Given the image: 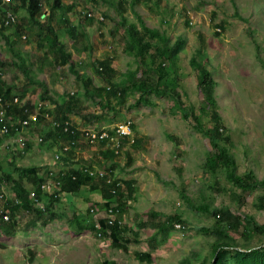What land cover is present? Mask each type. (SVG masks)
<instances>
[{
	"label": "rangeland",
	"instance_id": "374dc122",
	"mask_svg": "<svg viewBox=\"0 0 264 264\" xmlns=\"http://www.w3.org/2000/svg\"><path fill=\"white\" fill-rule=\"evenodd\" d=\"M118 1L97 0L94 6L103 14L101 23L85 21L79 7L72 9L63 0L52 15L44 5L35 22L19 7L14 13L15 25L0 26V66L12 95L36 110L37 104L49 110L46 106L51 103L70 99L67 116L76 128H111L130 120L132 135L120 139L117 150L90 146L82 137L70 150L66 141L54 137L50 121L39 122L25 130L24 154L0 147V172L17 179L19 170L28 168L31 175L51 172L55 176L59 170L88 165L122 182L133 180L134 193L128 194L124 187L113 200L120 209L116 219L126 242L121 243L123 247L115 246L108 236L88 228L107 218L110 202L100 181L94 180L73 193L70 203L63 201L61 192L60 205L54 211L59 217L46 223V215L36 219L33 209L16 212L17 224L10 228L19 229L16 235L9 237L0 228V264H210L214 245L229 251L222 264H235V249L250 252L264 247V231L253 230L245 219L250 216L264 225V212L257 208V197L264 196V189L243 192L227 180L224 169L211 175L205 163L213 148L183 118L190 110L198 114L201 105L198 70L190 60L201 63L202 55L228 136L221 145L235 159L239 174L252 172L257 180H264V0H124L123 11ZM3 16L1 10L0 22ZM139 21L162 36L167 46L180 42L175 71L160 85L177 91L181 104L170 93L161 95L160 89L141 94L140 81L147 83L156 65L148 55L146 64L140 62L129 37V29L140 27ZM150 42L153 47L160 44L159 38ZM57 48L67 54L74 71L90 81L89 86L75 78L70 62H55ZM102 61H108L115 73L99 70L95 63ZM168 65L165 63L166 68ZM114 84L124 96L107 93ZM94 87L106 91L98 93ZM87 90L93 94L87 96ZM201 121L212 129L208 117ZM46 130L52 132L48 140ZM39 136L43 143L37 141ZM65 147L70 154L62 153L63 159L55 161L54 155ZM106 148L115 157L104 158ZM22 182L28 192L34 190L30 179ZM46 196L44 207L50 195ZM224 207L241 219L239 231L231 234L234 241L214 233L213 216L193 210ZM152 214L160 220L179 215L187 227H175L165 237L153 228L141 227ZM7 242L12 243L13 251L3 255ZM140 255L149 256L148 260L140 261Z\"/></svg>",
	"mask_w": 264,
	"mask_h": 264
},
{
	"label": "trees",
	"instance_id": "16d2710c",
	"mask_svg": "<svg viewBox=\"0 0 264 264\" xmlns=\"http://www.w3.org/2000/svg\"><path fill=\"white\" fill-rule=\"evenodd\" d=\"M77 1V0H76ZM97 0L94 1L96 3ZM44 5H48L50 11V14L52 15V12L56 9H58L62 3L61 0H13L10 3H2L0 0V11L2 10V16L5 17V14L7 11H12L16 14V11L19 7L24 8L26 11V14L30 20L35 22V20L39 17H41V10H43ZM68 5H72L74 9L76 6L79 7L78 12L80 13V10H83V7L79 6L78 3H71ZM118 6L123 11L125 10V2L124 0L118 1ZM65 8L67 6H64ZM49 14V15H50ZM103 15V14H102ZM2 18V19H3ZM0 22L1 28H6L3 26V22ZM87 22H96L93 18H83ZM138 28H131L129 29V37L134 44V48H136L137 56L140 59V62L142 64L147 63V55L150 57L151 63L156 65V70L153 73L151 77L147 76V83L144 82V80L140 81V84L143 86L141 94L144 95L149 92H154L160 89L161 95H167L168 93L171 94V96L175 97L177 100V103L181 104L180 102V95L177 91L172 90L168 85L162 84L160 85V82H162L164 79L169 76L170 72L175 71V65H174V59L178 55L181 44L180 42H175V44L172 47H169L166 45L164 39L162 36L157 34L156 32H153L149 28H147L141 21H139ZM13 25V24H12ZM15 25V23H14ZM49 32H51V29H47ZM149 38V39H148ZM156 38H159V46L153 47L151 44V40H154ZM148 39V40H147ZM52 43L54 45V41H56V38L52 39ZM153 51L152 54L149 51ZM159 59H162L159 63H156ZM201 63H197L195 58H192L190 60V64L194 66L198 70V78H197V88L202 96L201 105L198 109V114H196L193 110H190V112L183 113V118L186 121H189L192 124V127L194 130L202 135L211 145L213 148V151L209 153L207 159H206V170L211 175H216L218 170L224 169L226 173V178L228 181H230L237 189L243 191V192H254L257 189H264V180H257L256 177L252 172H245L243 174L238 173V168L235 162V159L233 156L227 151L225 147L221 145L222 142L228 141V136H226L224 127L221 124V118L218 113L217 107H216V101L214 97V81L211 77L210 72L205 69L204 67V56H200ZM59 61L60 64L69 63L70 59H68L67 54H65L61 48H57L55 50V62ZM165 63H168V67H165ZM96 66L99 65V70H103L107 73L113 74L115 73L113 69L110 68L108 61H102L99 63H95ZM69 69L71 72L74 73L75 78L79 81H82L84 86L87 87L91 83L88 79L83 78V76L79 75L76 71H74V66L70 62L69 63ZM169 70V72L167 71ZM149 73V70L147 71ZM6 76V75H5ZM5 78L0 77V95L3 96L4 101H6L7 104V115L11 118H20V119H26L28 114L32 112L33 109L36 110V108L32 107V105L29 102L25 101L24 106L20 107L19 104L13 103V99L15 96L12 95L11 89L7 87ZM118 84H114L113 86L109 87L107 89V93L110 95H122L124 96V92L118 91ZM94 90L98 93L105 92L106 90L103 88H95ZM87 96L92 95L93 92H89L87 90ZM44 95V94H43ZM46 98V96H43ZM20 100V98H19ZM46 103L49 102V100H42ZM182 108V111H184L183 105H180ZM49 107V110H45V107L42 109L40 108L38 112L40 111V114L48 113L49 117H51V121L58 122L63 126L62 124L64 122L69 123V131L68 133H63L62 128H52L55 135L54 137L57 139L62 138L68 145H70V150H72L76 144V142L79 139V132L76 131V127L72 125L68 120V112H70L71 107V100L69 99L66 102H61L60 104H54L51 103L50 105L46 106ZM53 107V108H52ZM27 110V113H24V109ZM58 111V112H57ZM37 112V110L35 111ZM56 113V117L60 115L59 118H55L53 114ZM32 114V113H31ZM18 116V117H17ZM203 116H206L209 118V121L211 122L212 129H206L203 125L201 118ZM47 122L46 118L42 117L41 115L38 116V123L40 122ZM50 121V122H51ZM52 125V123H51ZM133 129V126H132ZM73 131V133H71ZM225 133V134H224ZM13 134V132H11ZM44 136L47 138V140L51 137L52 132H47ZM171 140L176 142V139L171 137ZM44 141V138L42 137V143ZM1 142V139H0ZM1 146V145H0ZM98 146L101 148H105L106 143L102 142ZM67 155L70 154L69 151L63 152ZM63 156V155H62ZM61 156V157H62ZM60 159H63L61 158ZM103 157L108 159L110 157H115L114 152L109 149H105L103 152ZM79 167H77L78 169ZM77 169H71L68 171H59L54 178H51L50 181L59 179L61 181L60 190L56 193L58 196L55 198L54 196H50L48 199V203L45 206V210L41 211L39 208L34 209V202L30 199V193L28 192L27 188L24 186L22 179H30V185L34 188L32 192L36 194V197L38 201L43 202L44 198L47 197L46 194L42 193L40 189V185L46 181V176H40V175H34L29 174L27 171L29 169H20L19 170V177L15 179L12 175L2 173L4 178L12 182L15 185L16 190V196L19 199V204H14L13 202H7L6 206L10 210L11 213V221L10 223L3 224L0 222V228L6 233H13V230H10L12 226L17 224V221L15 219V214L20 209L23 210H30L33 209L36 212V219H40L44 215H46V219L43 221V223H46V221L53 220L57 217H59L56 213H54L55 210H53V207L55 203L59 202V194L61 192L64 195H67L71 197L73 193L76 194V191H78L81 188L87 187L90 182L94 181L91 178H88L86 176L81 175ZM48 173H46L47 175ZM18 176V175H17ZM74 178V180H73ZM119 180V179H118ZM121 181V180H120ZM122 182V181H121ZM125 189L127 190L128 194L134 193V182L133 180H127L125 182H122ZM100 184L104 188V193L107 195V197L110 199L109 204H107V208L113 204V200L117 197L118 194H121L120 192L117 193L116 196H113L110 194L109 189L106 185H104V182L100 181ZM116 205L117 213L116 215H119L120 209L118 207V204ZM106 208V209H107ZM257 208L259 211L264 212V196H258L257 197ZM196 212H202L204 214H209L214 217L215 224L212 227L214 230V233L224 239H229L231 241H234V238L231 236V234L238 232L240 228V222L241 219L233 216L230 209L224 207L221 209H213V210H207V208H197L194 209ZM245 219L250 222L252 229L257 231H264V225H260L257 222L254 221L253 218L250 216H245ZM13 225H12V223ZM99 229L97 232H100L102 236H108L111 239V243L118 247H123L121 244L122 242H126V240L123 239L121 236V226L118 224L117 220L113 222L112 225H108L106 222V219H99ZM175 225H179L180 229H185L186 223L179 215H170L167 216L164 220H160L159 218H156L154 214L148 218L147 221L144 223H141V227L143 228H153L157 232L161 233L163 236H167V234L174 230ZM88 228H91L92 230L95 228L94 225L90 224L88 225ZM226 246H219L214 245L212 248L213 252V259L210 264H222L224 261V258L226 254L229 253L227 249H225ZM3 248L6 249V247L3 245ZM30 250V249H28ZM32 251V250H31ZM30 252V255H33L32 252ZM149 256L140 255V261H147ZM234 257H235V264H264V247H259L255 250H252L250 252H245L239 249L234 250ZM106 264H114L111 262H106Z\"/></svg>",
	"mask_w": 264,
	"mask_h": 264
},
{
	"label": "built area",
	"instance_id": "2783aa9c",
	"mask_svg": "<svg viewBox=\"0 0 264 264\" xmlns=\"http://www.w3.org/2000/svg\"><path fill=\"white\" fill-rule=\"evenodd\" d=\"M2 3H10L13 0H1ZM43 1V0H41ZM67 4L73 3L74 0H63ZM95 0H77L79 6L83 7V10H80V14L83 18H93L97 23H101L104 20V17L101 12L97 11L94 6ZM3 26L9 27L10 25L16 23V16L12 11H7L5 17L2 19ZM0 77L5 78V70L0 66ZM13 103H17L20 107L24 106L25 101L19 100L18 97H14ZM42 104H37V112L28 114L26 119L20 118H11L7 115V104L4 101L2 95H0V147L7 148L11 152H16L19 154H24L27 149V139L25 138V130H27L31 125L38 124V116L46 118V120L51 121L48 113L40 114L38 110L42 107ZM24 113H27L25 108ZM52 128H62L63 133H68L69 123L64 122L61 126L58 122H52ZM76 131L79 132V137H82L90 146L99 145L100 143H106V146H112L117 150L120 148L119 140L127 139L132 135V122L130 120H124L119 124L112 126L111 128L106 127H83L81 129L76 128ZM13 132V134H11ZM73 133V131H71ZM39 143H42V137L37 138ZM68 151V148L65 147L60 152L54 155L55 161L59 160L62 153ZM77 171L88 178L93 180L102 181L109 189L111 195L116 196L118 192H121L124 189L123 183L115 178L114 176L109 175L104 170H95L88 165L80 166ZM54 178V174L49 172L46 176V181L40 185L42 193L54 196H58L56 193L60 190L61 181L59 179L51 180ZM74 180V178H73ZM10 190V193L8 192ZM30 199L34 202V205L39 208L41 211L45 210V207L42 205V202L38 201L36 194L34 192L30 193ZM12 201L14 204H19L20 201L16 196L15 185L7 181L2 172H0V222L3 224L10 223L11 213L7 208L6 204L8 201ZM96 212L95 209L91 210V213ZM116 205L114 203L106 209V222L108 225H112L115 220L118 224H121L118 219ZM95 214V213H94ZM94 227L96 230L99 229L98 220L95 221ZM176 228H179V225H175ZM98 235L101 236V233L98 232Z\"/></svg>",
	"mask_w": 264,
	"mask_h": 264
},
{
	"label": "crops",
	"instance_id": "0c3cea01",
	"mask_svg": "<svg viewBox=\"0 0 264 264\" xmlns=\"http://www.w3.org/2000/svg\"><path fill=\"white\" fill-rule=\"evenodd\" d=\"M238 1H240V0H238ZM240 5H241V2H240ZM59 171H60V170H59ZM59 171H58V172H59ZM74 197H75L74 195H71V198H74ZM71 198H70L69 196H67V195H64V196H63V201L67 202V201H69V199H71ZM67 203H70V202H67ZM59 205H60V203H55L53 209L55 210L56 208L59 207ZM17 231H19V229H17ZM17 231L14 229V230H13V233H7V234H11V235H8L9 237H11V236L16 235ZM5 244H6V249L3 250V253H2V254L4 255V253H6L7 255H9L10 252L13 251V247H14V246H12V243H9V242H7V243H5ZM3 259H4V258H3ZM5 259H8V258L6 257V255H5Z\"/></svg>",
	"mask_w": 264,
	"mask_h": 264
}]
</instances>
